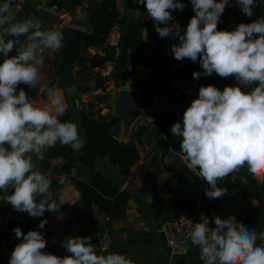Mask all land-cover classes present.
I'll use <instances>...</instances> for the list:
<instances>
[{"label": "clouds", "instance_id": "obj_1", "mask_svg": "<svg viewBox=\"0 0 264 264\" xmlns=\"http://www.w3.org/2000/svg\"><path fill=\"white\" fill-rule=\"evenodd\" d=\"M135 2L146 6L148 19L154 21L161 38L179 41L171 46L175 59L199 60L203 71L194 72V79L216 73L221 78L234 76L237 81L223 91L212 84L201 86L198 98L185 110L183 122H175L170 129L174 137L182 138L180 152L187 168L198 170V176L210 186L206 196L215 199L227 194V187L218 186V182L245 166L264 183V17L239 23L231 31L218 30L230 0H190L195 14L182 30L179 22H172V12H183L186 7L182 0ZM236 3L244 15L253 16L257 0ZM12 7L13 0L0 4V192L5 193L0 200L31 217H42L46 211L62 215V206L73 197L67 174L57 178L62 187L54 197L53 173L42 172L33 157L44 160L57 142L78 151L86 141L77 123L61 121L67 104L59 89L48 87L50 103L41 107L23 88H17L20 84L37 87L44 53L62 49L64 33L42 30V21L35 17L18 20ZM134 12L136 17L143 15L139 9ZM21 36H26L27 42L18 46ZM14 46L17 54L9 55ZM69 92L74 93L75 88ZM147 123L154 124L153 118L147 116ZM9 187L11 194H7ZM46 224L47 220H42L39 229ZM13 232L20 243L9 264H136L117 252L105 255L103 247L98 254L91 236L66 237L61 246L71 255L61 257L44 251V232L29 230L25 234L20 227ZM188 236L199 248L203 264H264V231L248 229L235 216L224 219L213 214L210 221L201 213L200 222L193 224Z\"/></svg>", "mask_w": 264, "mask_h": 264}, {"label": "crops", "instance_id": "obj_2", "mask_svg": "<svg viewBox=\"0 0 264 264\" xmlns=\"http://www.w3.org/2000/svg\"><path fill=\"white\" fill-rule=\"evenodd\" d=\"M74 1L77 2L70 9H66V4ZM101 1L13 0L11 11L18 20L27 19L30 13H34L31 16L33 17L39 9L63 11L66 15L61 27L70 26L89 32V18ZM114 1L124 21L122 41L114 56L116 62L114 74L110 78H102L94 73V68L89 67V60L96 54L103 55V51L100 47H89L85 51L82 49L74 64L73 86L69 89L62 86L55 87L64 96L67 109L75 118L80 135L82 134L79 122L81 113L98 112L102 116L101 121L107 114L114 115L112 99L115 92L127 89L137 93L151 70H156L161 79L169 83L171 88L165 90L161 96L151 97L148 106L145 109H139L138 116L127 130L118 117L114 118L118 122L113 127L112 134L117 142L133 144L138 157L127 178V185L132 188L133 196L127 203L125 214L112 221L109 231L111 243L109 250L104 254L117 252L131 258L136 264H203L200 260L199 248L193 245L191 240H189L188 251L185 254L170 250L163 232L164 224L179 215L193 217L196 222H200V215L204 213L210 221L213 220V214L224 219L235 216L237 222L242 223L248 229H255L257 233L264 231V183L259 182L256 177L243 174L239 169L218 182V186L227 187V194L215 199L206 196V190L210 186L198 176V170H189L186 161L182 158L183 154L180 152L182 138L174 137L170 131L171 128L165 133L156 134L155 126L147 123V116L151 117V114L167 109L176 113L177 121L183 122L179 118L180 107L190 106V103L182 98L176 89L173 76L176 66L164 64L146 51L147 32L143 27V22L150 20L148 17L142 19L146 6L136 3L135 0ZM3 2L4 0H0V4ZM23 5L27 6V10L23 9ZM136 9H139L143 15L136 17L134 12ZM231 12H233L231 5L226 6L220 18V22L225 23L229 31L234 30ZM48 29L49 26L46 27V30ZM163 40L167 46L179 43L177 39L171 37H165ZM26 42L27 37L21 36L18 46H23ZM59 59V50H47L44 53V65L40 70V81L37 87L32 89L28 85L20 84L17 91L23 88L41 107L50 103L47 95L43 93L44 87L57 77ZM2 60L3 56L0 54V62ZM178 66H183V64ZM226 80L229 84H237L234 76ZM72 88H75V92L70 94L69 90ZM165 136L167 139L163 138ZM57 145L60 143L57 142ZM80 150L72 149V153ZM33 159L42 172L51 171L53 173L51 191L55 197L62 186L58 184V176L51 167V161L46 167L41 160H36L35 156ZM67 177L73 189L72 200L69 204L62 206L60 210L62 215L46 211L42 216L47 222L49 218H52L58 226L54 232L50 230L52 233L51 246L44 251L61 257L71 255L61 246L66 237L91 236L93 239V235L97 237L105 229V219L99 217L97 226L88 234L74 231L70 211L71 206L79 200L80 194L71 179L87 180L88 173L81 163H77L70 176ZM11 192L12 188L9 194ZM181 200H183L184 213L177 208V203ZM16 211L10 203H7L0 225L9 223L12 220V212ZM21 213L24 214V212ZM210 227H215L214 222L210 223ZM18 243H20L19 239L15 244ZM14 248L0 245V264H9ZM97 253L99 254L100 251L97 250Z\"/></svg>", "mask_w": 264, "mask_h": 264}, {"label": "trees", "instance_id": "obj_3", "mask_svg": "<svg viewBox=\"0 0 264 264\" xmlns=\"http://www.w3.org/2000/svg\"><path fill=\"white\" fill-rule=\"evenodd\" d=\"M77 1L66 4V9ZM186 4L183 12L175 10L172 12L173 23L179 22L181 29H186L192 16L195 14L191 6L190 0H182ZM23 9L27 10V6L23 5ZM253 16L248 17L242 11L231 12L234 28L239 23H251L260 17V11L257 5L253 7ZM34 13H30L27 18H30ZM118 8L114 0H102L98 8L92 13L89 18V32L91 38L83 45V50L89 47H101L105 37L114 22H118L123 28L124 21L118 20ZM154 21L146 20L143 22V27L147 32L145 41V49L156 59L162 61L169 66H176L173 70V76L176 79L181 75H188L192 78L193 73L203 71L199 60L196 62L185 58L179 61L174 58L171 53L172 45H165L163 38L155 31L153 27ZM218 30H228L225 23H218ZM115 52L111 49H103V55H94L89 60L91 69L103 64L104 62L113 59ZM183 64V66H178ZM196 80V79H195ZM205 83V86L212 84L218 87L221 91L225 86H235L229 84L226 78H221L218 74L213 73L211 76H201L198 80ZM171 88L170 84L164 82L156 70L149 72L148 78L141 84L140 90L136 93L135 104L138 109H145L148 106V101L153 96H161V94ZM194 99L187 100L188 103ZM189 106L180 107L179 118L183 121V114ZM91 109V108H90ZM151 117L154 120L156 134L165 133L177 122V115L174 111L167 109L163 112L153 113ZM61 121H72L76 123L75 118L67 109L64 116L60 117ZM102 116L98 112H83L80 114V125L82 129V137L85 139V146L79 151L72 154L68 153V147L64 145H55V147L47 150L45 159L42 163L48 167L53 158H63V163L60 166L53 167L56 175L60 177L63 174L70 176L72 169L77 163H81L87 170L88 179L82 180L72 178L71 181L75 189L79 192L80 198L71 206V216L74 222V231L81 234H88L92 228H95L100 220L95 216V209L100 213V217L105 219V228L110 231L112 221L122 217L125 214L128 201L133 194L126 190H118L107 183L100 172L94 165L96 157L106 158L122 176L128 178L130 169L138 157L137 150L133 144L117 142L116 137L112 134L113 127L118 120L114 119L104 124H100ZM243 174L252 176L247 170H239ZM254 177V176H252ZM255 178V177H254ZM183 200L177 203V208L183 211ZM44 217H31L26 212H12V220L9 223L0 225V245L7 247H15L16 240L13 229L20 227L26 234L29 230H39L45 233L47 240L46 248L51 246L52 233L48 222L43 229H39V224ZM45 248V249H46Z\"/></svg>", "mask_w": 264, "mask_h": 264}, {"label": "water", "instance_id": "obj_4", "mask_svg": "<svg viewBox=\"0 0 264 264\" xmlns=\"http://www.w3.org/2000/svg\"><path fill=\"white\" fill-rule=\"evenodd\" d=\"M256 5L260 11V17H264V0H257ZM33 17L42 21V30L46 29V27L57 22L58 20L56 10L54 9H39L36 11V14ZM147 17L148 13L146 9L142 19H146ZM58 30L64 33V46L59 50L60 59L57 63V77L44 87V95H47L46 89L48 87L62 86L69 89L73 86L74 64L81 54L83 45L91 38L90 32L70 26H62ZM11 38L15 39V37ZM11 54L16 55L15 46ZM135 97L136 93L131 90L121 89L115 92L112 99L114 115L107 114L106 117L101 121V125L106 121L113 120L115 117H118L122 121L124 128L127 130L139 114V109L135 104ZM68 153L72 154L71 147H68ZM94 165L100 170L103 179L112 187L118 190H126L130 193H133L132 188L127 185V178L122 176L120 172L113 165H111L106 158L96 157L94 159ZM241 169L247 170L246 166ZM183 188H185V186ZM10 190L11 187H9L7 194H9ZM95 216L97 218L100 217V213L96 209ZM48 223L50 230L54 232L58 227L56 222L52 218H49Z\"/></svg>", "mask_w": 264, "mask_h": 264}, {"label": "built area", "instance_id": "obj_5", "mask_svg": "<svg viewBox=\"0 0 264 264\" xmlns=\"http://www.w3.org/2000/svg\"><path fill=\"white\" fill-rule=\"evenodd\" d=\"M231 9L233 11H242L241 8L236 3V0H230ZM256 4L253 5V7ZM118 20H122L121 12H119ZM58 20L57 22L51 24L48 30H58L61 27L63 18L65 17V12L59 11L56 12ZM122 41V28L118 22H114L110 27L101 49H111L115 52V55L120 47ZM115 57L111 60L104 62L103 64L94 68V73L102 78H110L115 72ZM175 86L182 98L196 99L198 98L199 88L205 86L204 82L195 80L194 78L188 75H181L175 79ZM63 160L61 157L53 158L51 160V167H57ZM47 173V172H44ZM0 195H4L0 192ZM7 202L0 200V222L2 220L3 212L6 208ZM195 218L187 217L184 215H179L176 218L172 219L169 222H166L163 226V232L166 238V244L172 252L185 254L188 251L189 247V236L188 233L191 230V227L195 223ZM93 228L90 230L92 231ZM92 243L97 246V250H101V247L109 250L110 247V233L105 228L102 230L97 237L93 235ZM261 243V241H257Z\"/></svg>", "mask_w": 264, "mask_h": 264}]
</instances>
